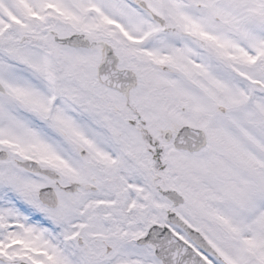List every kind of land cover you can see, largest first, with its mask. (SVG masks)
<instances>
[{
	"label": "snow or ice",
	"instance_id": "1",
	"mask_svg": "<svg viewBox=\"0 0 264 264\" xmlns=\"http://www.w3.org/2000/svg\"><path fill=\"white\" fill-rule=\"evenodd\" d=\"M0 264H264V0H0Z\"/></svg>",
	"mask_w": 264,
	"mask_h": 264
}]
</instances>
